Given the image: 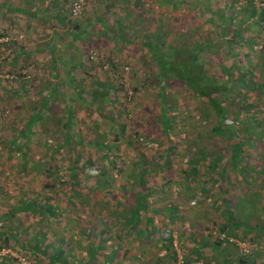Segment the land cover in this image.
Returning <instances> with one entry per match:
<instances>
[{
	"label": "trees",
	"instance_id": "1",
	"mask_svg": "<svg viewBox=\"0 0 264 264\" xmlns=\"http://www.w3.org/2000/svg\"><path fill=\"white\" fill-rule=\"evenodd\" d=\"M218 1L214 0L213 5L208 3L209 0L147 1L157 2V5L167 7L173 14L176 9L178 12L179 8L180 11L175 13L174 17L177 20L182 18L184 20L191 19L193 27H191L192 30L184 29L180 31L181 24H171L170 27L156 24V27L150 33L146 34L145 32L143 36H140L141 39H138L140 45L147 49L150 57L157 65L156 77H148L147 79L149 85H156L157 89L153 97L158 100V112L149 115V124L154 127L153 130H156L153 136L147 137V134H140L138 131L133 130L132 137L137 135L142 139L140 141H147L148 139L160 148L154 159V161L159 160L160 162L155 161L152 164L156 166L155 172L158 171L159 180L162 182L160 187L173 182L177 185L174 192L185 199L194 197L199 193L206 200L213 201L211 207L217 213L225 215V222L218 224L219 230L223 231L225 235H233L240 239L247 238V240L252 241L253 237H245V234L237 231L240 225L238 220L233 218L231 200L228 195H231L230 185L239 183L244 186L250 183V187L257 178L264 182V167L257 168L251 162L257 160L255 159L256 151L258 152L264 142V73L262 81L258 82L253 79L254 63L251 59L254 56L259 59L263 55L258 56L256 49H254V52L247 49V46L252 48L251 46H254L255 42L257 46L259 44L258 36L254 35V31L261 30L260 23L264 22V0H262L263 2L259 7L261 19L258 21H254L252 5L250 8L245 9L244 5L249 0L241 2L240 8L244 11L243 14H240L238 9L235 10L234 3L236 0L222 1L223 5L219 4ZM139 14H135L134 17L142 16V13ZM124 24L118 22L119 29L116 32L117 36L120 37V41L126 40L127 34L123 28ZM203 24L207 27L203 28ZM254 24L258 28H254L252 32ZM173 28L176 29L179 35L183 32L181 37L183 40L176 41V39H172L166 44L163 35ZM194 34L197 38L189 40L190 36ZM107 61L108 68L118 70L119 63L114 61L112 57H108ZM138 88V85H133L132 92H136ZM106 91L107 88L105 87L101 88L99 86V89L97 88L96 109L99 116L102 115L104 99L110 100L112 103L117 99L116 94L109 96ZM121 111L126 114L124 107L121 108ZM125 124V121L120 123L118 131L112 133L111 136H108L103 129L101 131L102 138L100 136L94 143L88 142V144L90 143L95 147L94 150H97L96 160L82 156L78 151H73L66 156L67 164L61 167H65L66 171L53 176L60 184H68V192L66 193L67 190L63 189L62 193L68 196L69 206L75 207L78 203L100 206L98 210L90 209L87 211L91 216L88 217L90 223L87 224V227L77 220L72 223L70 228H73V231L82 233V239L88 245V254L84 259L85 264H104V262H107L104 256L108 258L110 246L107 247L112 242H109L106 233L112 225L115 230L121 229L123 232H133L138 241L141 236L147 238L146 242L149 240L151 228L155 229L158 233L157 240H160L158 249L161 246L159 257L162 262L160 264H174L176 254L175 246L172 243V228L162 232V223H159V225L153 223L149 226L152 214L159 212V208H151V214L147 213L150 204L148 205V202L145 201L144 194L145 192H154L155 189L151 187L142 188L143 183L146 181L144 178L145 168L139 170L136 180L138 190L132 194L131 205L128 208L121 206L118 200L113 203L108 200L109 195L112 194L111 183L114 182L115 175L118 174V171H121L122 167L121 163L119 165L117 163L119 160L117 155L119 143L130 144L124 137H119L117 134L118 132L123 134L124 130H127ZM72 129V126L65 127V131L71 130L75 137L78 136L76 135L78 131ZM181 133L184 135H180ZM124 136L129 138V135L125 134ZM63 138L60 145L69 146V139L67 137ZM191 141L196 142V144L186 146V142ZM74 142L75 146L83 143L79 139ZM162 142H165V144L163 145ZM11 144H14V141ZM176 145L184 146L183 155L181 156L183 160L181 161L182 167H179L178 172L175 173L176 175L172 176L170 170L173 169L171 154L176 151ZM17 146L15 145L16 148ZM78 149L76 148V150ZM21 155L24 156L23 153ZM248 158L250 161H248ZM143 159L144 153L139 152L137 160L142 162ZM51 160L52 158H48L47 162L45 161L48 168L52 166L49 164ZM80 160L86 166L84 172H82V177H79L80 173L77 171V163ZM132 160L135 161V159ZM21 164L25 168L24 163L21 162ZM250 171L253 173L252 176ZM66 173L67 178H64ZM199 174L205 177H199ZM224 180H227L228 185L223 184ZM80 185L85 186L87 198L81 197ZM98 188H105L106 191L98 197L101 199L92 200L91 194ZM35 194L37 192H34L31 197L22 198L19 205L10 208V212L12 214L23 211L24 218L31 216L34 217L35 223L45 221L48 226V218L56 221L57 214L60 213L62 208L57 202L51 203L47 196L38 194V197H34ZM175 201H173L172 206H166L165 208H170L173 211L177 206ZM107 204H115L108 208L106 216H109V219L107 217L103 218L104 215L101 214L102 208ZM119 205L121 209H119ZM106 211L107 209H105V214ZM73 213L75 215L74 211ZM98 216L101 217L99 222L103 225L97 229L94 221L96 223ZM142 218L145 220L139 226L138 224ZM16 225L13 229L9 228L6 232L1 233L0 237L4 241L2 244L10 238H15L16 234L21 231L22 233L19 234L17 241L19 247L23 248L29 254L28 256L31 255L32 258H35L37 264H43L40 257L46 255V249L51 250L48 253L49 259L51 257L56 258L63 260L61 264H68L62 255L66 252L64 246L66 242H75L72 247L75 245L76 248L82 247L79 243L81 239L78 238L70 237L69 241H65V238L60 236H55L53 239L47 237L45 232L48 227L40 230L33 228L31 230L32 224L25 223L24 220L19 221ZM28 231L32 233L31 236L26 237ZM176 234L180 242L182 241L181 238H185L184 235L181 237L178 231ZM213 237L214 244L233 245L226 237L219 238L216 234ZM193 240L196 241V239ZM193 240L188 244L187 250L181 253V260L184 264H189L191 259L199 258L200 248L193 245ZM141 247L140 243L136 246L139 254L144 252L142 250L140 253ZM97 248H99L98 251ZM253 251L255 252L256 249ZM83 257L84 255H79V259H83ZM244 257L245 255L239 257L241 262H246L243 260ZM82 262L81 264H84Z\"/></svg>",
	"mask_w": 264,
	"mask_h": 264
},
{
	"label": "rangeland",
	"instance_id": "2",
	"mask_svg": "<svg viewBox=\"0 0 264 264\" xmlns=\"http://www.w3.org/2000/svg\"><path fill=\"white\" fill-rule=\"evenodd\" d=\"M222 1L226 2L228 0H219L218 3L223 5L224 3ZM242 1L246 0H236V2L234 3L235 10L238 9L240 11V14L244 13L242 8H240ZM249 1L245 3V9L250 8L252 5L254 14L253 17L255 18L254 21L260 20L261 13L259 12V7L263 1ZM213 2L214 0H209L208 3L210 5H213ZM237 3L238 5H236ZM147 11L148 13L144 14L142 19L143 22L141 23V25L135 24V28H127L126 40L120 41L119 45H97V75L99 76V78H97V85L101 86V88H107L106 94L109 96H113V94H116L117 99L113 103L110 100L104 99L101 116L97 115V113L94 114L92 111H85V117L90 123L82 127L81 125L79 126V140L83 142L81 145L75 146L74 141L76 140L73 139V136H71L69 139V146L60 145L62 139L60 130H58L57 127H54L53 125L49 126V128L52 127V135L55 136V138L52 137L44 141L42 140L44 138L41 137V140L35 143L31 140L32 135L29 136V139L31 141H29L28 137L17 136L16 142L14 144H11V140L16 137L15 135L19 128V126L15 123L16 120H14L13 118L16 109V103H14L12 99H5L3 95H0V105L2 107L4 106L10 109L9 116L5 120L0 121V236L1 233L6 232L9 228L13 229V227L17 226L16 224H18V222L21 220H24L25 223H31V230H33V228L40 230L48 227L49 230L53 229V231L58 232L59 230H61V226H63L64 229H68L67 231L69 233H72L73 228L70 227H72V223L76 222L77 220H79V222L83 224V226L87 227V224L90 223L88 217H91L87 211H89L90 209L98 210L100 209V206L97 204L84 205L80 203H78V205H75V207L69 206V202H67L68 196L62 193L63 189L67 190L66 193L68 192V184H60V182H57L53 176L58 174L59 172L66 171L65 167H61L67 164L66 156L73 151H78L80 155L87 156L91 159L96 160L97 150H94L95 147L90 143L88 144V142L94 143L97 138L101 136V131L103 129L108 134V136H111L112 133L118 131V126L123 121H125L126 123L125 125L127 127V130H124L123 134L119 132L117 134L119 137H124L127 142H130V144L123 142L119 143V150L117 152L119 160L117 161V163L118 165L119 163H121L122 167L121 171H118V174L115 175V180H113L114 182L111 183L112 194L108 197L109 202L113 203L118 200L120 201L121 206H125L128 208L129 205H131L130 201L132 199V194L138 190V184L136 183V180L138 177V173L140 172L139 170L141 168H145L144 178L146 181L143 183L142 188L151 187L155 189L154 192H145L144 194L145 201L148 202V205L150 204L147 213L149 214L150 212H152L151 208H159V212H155L152 214L150 225H148L151 226L153 225V223L154 225L155 223L156 225H159V223H162V232L167 231L168 228H172V243L175 246L176 254V260L174 264H184L181 260V253L182 251L187 250V246L191 242L190 231L193 230L195 234L196 230L199 228L198 224L201 226L200 234L202 236L198 234H196L195 236L198 237V241H206L208 245L211 241L212 243L214 242L213 231L220 234L224 233L223 231L219 230L218 224L220 223V218L216 210L211 207L212 201L206 200V198L201 197L199 193H197L194 197L185 199L181 197V195L174 192V188H177V185L173 182L166 183L164 187H160L162 182H160L159 180L160 178L157 174L158 171L155 172L156 166L152 165L155 161H157L158 163L160 162L159 160L154 161V159L156 158L155 156L159 153L160 148H158L157 145L152 144V142H150L148 139L147 141H140L142 139H140L136 134V136L132 137L133 130L138 131L140 134H147V137L153 136L155 134L154 131L156 132V130H153L154 127H151L149 124V115L156 113V111L158 112V100L153 97L156 93L157 88L155 84L149 85V80L147 79L148 77H156L157 65L155 64V61L150 57L147 49L143 45H140L138 39H141L140 36H143L145 32L146 34L150 33L151 30L156 27V24H162L164 26L166 25L168 27H170L171 24L175 23L181 24L180 31H183L184 29L192 30L191 27H193V21L191 19L187 18L186 20H184V18H182L180 20H177L174 17L175 13H178L180 11L179 8L178 12L176 9L173 14L168 10L167 7H158L157 5L152 3L150 4ZM127 21L129 22H126V24L130 27V18L127 19ZM260 25L261 30L257 29L258 27H256V24H254L252 28V32L254 28L257 29L254 31V35L258 36V46L256 42L254 46H251L252 48H250V46H247V49L249 51L251 49L252 52H254V49H256V51H258L256 53L258 54V56L263 55V57H260L262 60L260 58L258 59V57L256 56L252 57L251 59V61L254 63V68L252 70V74L254 77L253 79L258 82L263 80L262 78L264 73V22H261ZM202 27L206 28L207 26L203 24ZM174 29L175 28L171 29V31H167V33L163 35V39L166 44L172 39H176V41L183 40L181 38L183 32H181V35H179L176 29ZM19 35L22 36V34ZM195 37L197 38V36H195L194 34L193 36H190L189 40H192V38L195 39ZM109 56H112V59L119 63L118 70L115 71L111 68H102L100 60ZM244 64L246 65V63ZM103 70L106 72H104ZM135 84L138 85L139 88L138 90H136V92H132L131 88ZM96 98L95 101L97 102ZM25 102L29 103L28 98L25 100ZM122 107L125 108L126 114L121 111ZM82 131H86V136L81 135ZM125 134L129 135V138L125 137ZM180 135L184 134L181 133ZM100 138H102V136ZM162 144L164 145L165 142H162ZM195 144L196 142L193 141L186 142V146ZM15 145L17 146V148L15 147ZM19 145L22 146L20 150ZM261 145L262 147L258 149L259 154H257V151L255 154V159L259 161H251L257 168L264 167V142ZM183 147L184 146L182 145H176V151L171 154V164H173V169L170 170L172 176L176 175L175 173L178 172L177 170L179 169V167H182L181 161L183 160V158L181 156L183 155ZM76 148L78 150H76ZM18 152H20L21 154L23 153L24 156H18ZM139 152L144 153V161L142 162L137 160ZM48 158H52L51 162L49 163L52 166L49 168L45 165V161L47 162ZM132 159H135V161ZM248 161H250L249 158ZM21 162L24 163L27 170L32 168L33 174L27 173L26 175H19L13 172V169L18 167L19 165L22 166ZM80 162L81 160L77 163V171H79L80 173L79 177H82V172H84L86 166L82 162L80 164ZM40 169H43L45 170V172L50 173H43ZM254 170H252V172H254ZM34 171H40V173L34 174ZM252 172L250 171L251 176L253 175ZM66 175L67 173L65 174L64 178H67ZM199 177L205 176L199 174ZM247 178H249V176H247ZM224 181L225 182L223 184L228 185L227 180ZM253 182L254 183L250 187V183L244 186L243 184H240V187H237L239 183L230 185L229 190L231 191V195H228L231 200L233 218L238 220L240 228L242 226V228L244 227L243 229H248L249 226L257 225V227H254V229H262L261 232H255L254 236H249V234L248 236H245L248 238L253 237L252 239L254 241L252 240L251 242H249L251 243L249 249L250 251L243 253L236 245L233 246L234 244H214L213 255L212 251L211 253L209 251L202 256L199 254L198 257L200 259H191L189 264H236V261L241 262L239 257H243V255H245L243 260L246 261V264H264V182H261L260 180H258V178ZM79 188V191H81L80 194H82L81 197L87 198L85 193V186L80 185ZM105 191V188H98V190L93 191V193L91 194V199H101L98 197H100L101 193H104ZM235 191L236 193L234 194L233 192ZM34 192H37L34 197H38V194H40L41 196H47L49 199L51 198V203L57 202L61 208L63 207L60 213L57 214L58 218L56 219V221L53 222L51 218H48V226L45 221L35 223L33 219L34 217L28 216L27 218H24L23 211H18L17 213L12 214L10 212L11 207L19 205L22 198L31 197ZM72 197H74V195H72ZM197 199L199 200L197 201ZM173 201H175V203L177 204L174 209L175 211H171L170 208H165L166 206H172ZM112 205L115 204H107V206H105L106 208L103 206L104 208H102L101 210V214L104 215L103 218L107 217L109 219V216L106 215L108 212V208ZM120 205L118 206L119 209H121ZM105 209H107L106 214ZM73 211L75 212V215ZM175 212L178 216L172 218V214ZM180 216H182L183 221L182 224L178 226V219ZM96 219L97 221L96 223L94 221V224L97 225L98 229V227L102 226L103 224L99 222V220H101V217L98 216V218ZM143 220L145 219H141V222H139L138 224L139 226L142 225ZM112 227L113 225L110 226L108 230H115ZM175 227H178V230H181L183 235L185 234L184 237L186 239L181 238L182 241H179L178 235L175 231ZM240 228L238 227V229ZM120 231L122 230L118 229V232ZM237 231L239 232V230ZM21 233L22 232L20 231L18 234H16L15 238H10L4 244H2L4 241L0 237V245H2L1 247H4V252L7 251L5 252L7 254L0 255V258L4 257V262L15 264V258L17 256L25 255L27 256H24L26 261H29L32 264H36V259L32 258L31 255L28 256L29 254L19 247L17 241L18 236H20L19 234ZM27 233L28 235H26V237H29L31 236L32 232L28 231ZM157 235L158 233L153 228H151V234L147 242V238H142L141 236L138 241L136 235H134V250L138 252L136 246L138 245V243H140V245L142 246L140 248V253L142 250L144 251L141 254L135 251L136 253H134L133 255V260L136 263L160 264L162 262L161 258L159 257L161 251H159L158 249ZM244 239L245 241H247V238ZM65 241H69V238H65ZM143 243L145 244L143 245ZM199 246L201 247V245ZM261 246L263 248H261ZM225 249H229V251ZM255 249H260L259 254L257 255L258 257L255 255L256 251H253ZM98 250L99 248H97V251ZM118 250H120V248H118L117 251ZM98 254L99 252L97 253V256ZM125 256L126 254L124 253L122 257H120V262L114 260V264H126ZM108 258L110 257L108 256ZM256 258H258L259 261Z\"/></svg>",
	"mask_w": 264,
	"mask_h": 264
},
{
	"label": "crops",
	"instance_id": "3",
	"mask_svg": "<svg viewBox=\"0 0 264 264\" xmlns=\"http://www.w3.org/2000/svg\"><path fill=\"white\" fill-rule=\"evenodd\" d=\"M69 1L0 0V95L16 103L13 118L19 128L16 137L12 139L14 143L17 136L29 139L32 135L31 140L35 143L40 141L41 137L44 141L55 138L52 135V127L49 128L52 125L60 130L61 141L63 137L70 139L71 136L74 140L80 139L78 132L76 133L78 136L75 137L71 130L65 131V127L72 126V130L79 131L80 125L82 127L90 123L85 117V111L97 113L95 101L97 88L99 89L97 59L88 58V50L97 51V45H119L120 37L116 32L119 29L118 22L126 24L129 22L127 19L130 18L133 26L124 25L125 31L127 28H135V24L141 25L144 14L148 13L147 10L152 4L147 2L148 0H88L80 14L71 17L68 11ZM156 3L154 2L155 5ZM139 13H142V16L134 17L135 14L140 15ZM19 34L22 36L18 37ZM107 58H104L105 61ZM8 76H11L10 79ZM27 98L29 103L25 102ZM81 135L86 136V131H82ZM21 147L19 145V150ZM18 153L21 157V153ZM13 170L19 175L33 174L32 168L27 170L21 165ZM40 170L43 173H50ZM37 173L40 171H34V174ZM237 187H240V184ZM233 193L235 194L236 191ZM175 215L178 216L175 212L172 218ZM218 216L220 223L225 222L224 214L218 213ZM182 221L180 216L178 226L182 224ZM198 226L195 234L193 230L190 231L191 240L196 239L195 242L193 240V245H201L199 246L201 256L209 251L210 253L212 251L213 255L214 243L210 242L208 245L206 241H198V237L195 236L196 234L202 236L201 226L199 224ZM254 227L257 225L249 226L248 229H243L244 227L241 226L238 230L245 236L261 232L262 229L256 230ZM67 230L63 226L58 232L47 228L45 235L52 239L55 236L81 239L82 243L79 242L82 245L81 248H76V245L75 248L72 247L75 242H66L64 245L66 252L62 255L68 264H81L82 261L85 264L88 245L82 239V233L76 231L69 233ZM175 231L180 232L182 237L183 233L178 230V227H175ZM106 234L112 244H108L110 258L104 256L107 261L104 264H114V260L120 262V257L124 253L126 264L136 263L133 260V255L137 252L134 250L133 232L109 230ZM159 242L160 240L157 244H160ZM118 248L120 250L117 251ZM114 249H116L115 252ZM225 250L229 251V249ZM259 250H256V256ZM49 251L51 252L50 249H46V255L41 256L40 261L43 264H61L63 260L52 257L49 259ZM81 254L84 255L83 259H79ZM256 259L259 261L258 258ZM0 264L11 263H6L0 258ZM236 264L246 263L236 261Z\"/></svg>",
	"mask_w": 264,
	"mask_h": 264
},
{
	"label": "built area",
	"instance_id": "4",
	"mask_svg": "<svg viewBox=\"0 0 264 264\" xmlns=\"http://www.w3.org/2000/svg\"><path fill=\"white\" fill-rule=\"evenodd\" d=\"M87 1L88 0H70L68 4L69 15L71 17L78 16ZM18 37H20V35ZM88 58L97 59V51L93 49H89ZM100 62H101L102 68L104 69L108 68V61H105V59H102L100 60ZM10 77L11 76H9V78ZM9 114H10V109L8 107H4V106L2 107L0 105V121L5 120L9 116ZM213 234H216L219 238L226 237L228 241L236 245L243 253L250 251L249 249H250L251 243L249 242L251 241L249 240L245 241V239H240V238L234 237L233 235H225L224 233L220 234L215 231H213ZM5 252H4V247H0V255L5 254ZM15 264H32V263L29 261H26L24 256H17L15 258Z\"/></svg>",
	"mask_w": 264,
	"mask_h": 264
}]
</instances>
